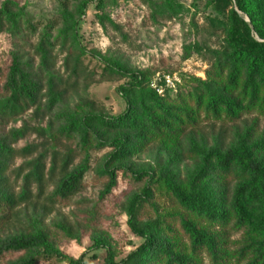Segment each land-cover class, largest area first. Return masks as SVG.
Returning a JSON list of instances; mask_svg holds the SVG:
<instances>
[{"label":"trees","instance_id":"1","mask_svg":"<svg viewBox=\"0 0 264 264\" xmlns=\"http://www.w3.org/2000/svg\"><path fill=\"white\" fill-rule=\"evenodd\" d=\"M75 1L77 5L62 14L59 35L54 38L49 26L33 46L38 65L29 55L15 52L7 67H0L1 124H16L25 117L52 118L47 129L25 121L22 128L0 135V264L11 256L18 258L8 264L64 259L59 245L75 241L81 229L67 222L47 224L46 219L55 205H70L91 171L90 153L104 149L110 152L96 177L106 181V187L85 218L86 229L97 230L106 203L124 180L132 189L141 188L133 192L127 216L133 233L144 240L126 259L116 262L110 253L105 264H205L206 258L212 264H264V130L259 126V118H264V43L250 40L253 30L264 41V0H236L250 23L241 18L233 0H208L228 11L225 47L213 57L207 79L193 80L195 90L165 87L164 95L152 87L147 72L121 62L100 58L105 64L102 74L90 70L78 29L90 4L97 3L103 11V0ZM4 13L14 28L16 14ZM98 19L104 27L107 22L114 25L105 14ZM60 56L63 70L57 69ZM123 80L128 82L119 91L127 109L110 116L91 98L90 89ZM72 99H77L74 108L67 105ZM252 114L258 118L238 129L228 143L223 134L213 146L198 136L204 123L236 124ZM32 134L45 141L15 148ZM49 135L57 143L78 140L83 161L76 166L73 149L50 150ZM152 146L158 148V162L139 163L137 158ZM38 153L31 162L13 167L17 159ZM186 161L193 166L182 176ZM50 185L54 190L48 194ZM23 206L33 207V221L20 232L1 237ZM231 226L248 229L236 250ZM106 247L97 241L95 249Z\"/></svg>","mask_w":264,"mask_h":264},{"label":"rangeland","instance_id":"2","mask_svg":"<svg viewBox=\"0 0 264 264\" xmlns=\"http://www.w3.org/2000/svg\"><path fill=\"white\" fill-rule=\"evenodd\" d=\"M233 1L241 18L248 22L245 14L237 8L236 0ZM76 5L75 0H0V16L4 22V26L0 27V67L5 69L10 63L11 54L15 52L29 55L38 65L39 59L34 56L33 46L49 26L53 29V37H57L63 24L62 14L67 7L73 9ZM103 6V11H100L97 3L90 4L78 29L81 43L88 51L86 64L98 74L103 72L105 64L100 58H104L121 62L136 71L147 72L153 83L158 75H172L180 82L181 91L189 92L197 88L193 81L195 78L207 79L213 57L225 47L228 11L224 6L213 5L208 0H103ZM6 10L16 14L18 23L14 28L7 23L4 13ZM102 14L109 17L114 25L107 22L106 27L102 26L98 19ZM250 40L264 43L253 30ZM62 67L63 56H60L57 69ZM127 82L128 80H123L95 84L90 89L91 98L101 102L110 116H120L126 111L127 102L119 88ZM76 102L77 99H72L67 105L74 108ZM256 118L257 114L248 115L236 124L207 122L201 126L198 136L205 138L213 146L214 139L223 134L228 143L238 129H243L246 123H251ZM50 119L52 118L37 121L25 117L16 124L0 123V135L13 128H22L25 121L32 127L41 126L47 129ZM259 119L260 129L264 130V118ZM51 138L49 135L47 139L50 150L65 153L73 149L78 155L76 166L83 161L84 155L80 154L78 140L57 143ZM44 141L37 134H32L15 145V148L41 145ZM39 150L43 152L42 148ZM109 152L110 149H104L90 153L91 171L86 175L81 191L74 196L70 205H55L52 214L46 219L47 224L67 222L74 227L79 226V237L72 243L59 245L64 259L49 257L40 260L38 264H70L71 260L80 259L84 260V264H105L110 253L116 255V262H121L144 243L129 227L127 216L133 192L141 188L132 189L128 181L124 180L120 181L114 196L106 203L103 219L97 230L89 232L86 229L85 218L106 187V181L96 177V171L102 167ZM38 156L39 153L27 159H17L13 167L19 168ZM158 160L156 146H152L137 158L144 165H155ZM49 162L50 159L48 168ZM192 166V161L182 164V176H186ZM53 190L50 185L47 193H52ZM21 209L23 211L20 212V217L11 218L1 237L20 232L33 221V207L23 206ZM229 232L233 242L232 249L241 248L248 229L231 226ZM97 241L104 242L107 247L95 249ZM17 258L18 256L8 257L2 264H8ZM205 264L212 263L206 258Z\"/></svg>","mask_w":264,"mask_h":264},{"label":"built area","instance_id":"3","mask_svg":"<svg viewBox=\"0 0 264 264\" xmlns=\"http://www.w3.org/2000/svg\"><path fill=\"white\" fill-rule=\"evenodd\" d=\"M179 83L172 75H158L152 87L157 89L160 95H164L165 87L177 91Z\"/></svg>","mask_w":264,"mask_h":264},{"label":"water","instance_id":"4","mask_svg":"<svg viewBox=\"0 0 264 264\" xmlns=\"http://www.w3.org/2000/svg\"><path fill=\"white\" fill-rule=\"evenodd\" d=\"M248 22L250 23V20L248 19Z\"/></svg>","mask_w":264,"mask_h":264}]
</instances>
